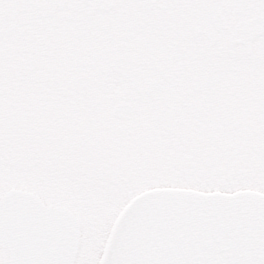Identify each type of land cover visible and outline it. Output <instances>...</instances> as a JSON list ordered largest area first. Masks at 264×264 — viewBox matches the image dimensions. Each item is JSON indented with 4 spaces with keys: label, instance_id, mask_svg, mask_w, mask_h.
Listing matches in <instances>:
<instances>
[{
    "label": "flooded vegetation",
    "instance_id": "obj_1",
    "mask_svg": "<svg viewBox=\"0 0 264 264\" xmlns=\"http://www.w3.org/2000/svg\"><path fill=\"white\" fill-rule=\"evenodd\" d=\"M1 35L32 41V49L56 61L86 64L77 96L99 93L98 85L83 82L104 78L111 69L112 111L123 104L133 107L131 118L114 116L119 128L140 123L139 103L149 110L158 105L155 116L141 111L149 142L162 152L177 147L182 175L207 178L215 174V104L231 85L228 71L233 62L249 63L264 51V0H0ZM109 58L111 68L102 61ZM218 74L214 89H203ZM256 79L259 89L262 81ZM148 82L160 90L150 92ZM261 89L255 100L262 98ZM235 125L222 123V135Z\"/></svg>",
    "mask_w": 264,
    "mask_h": 264
},
{
    "label": "rangeland",
    "instance_id": "obj_2",
    "mask_svg": "<svg viewBox=\"0 0 264 264\" xmlns=\"http://www.w3.org/2000/svg\"><path fill=\"white\" fill-rule=\"evenodd\" d=\"M32 43H20L12 37L0 36V68L3 69L0 77L15 78L23 84L32 79L37 88L38 78L42 81L49 80L55 84V94L61 90L70 91L80 83L87 72L86 64L81 61L74 63L73 59L71 63L61 59L56 61L32 49ZM102 61L111 68L110 58L109 61ZM228 73L227 81L231 85L226 88L224 96H218L215 104V174L207 178L182 175L178 171L181 163L176 155L177 147L168 146L167 152H162L158 145L149 142V130L143 128L144 120L141 117L144 112L141 111L146 109L148 116H155L159 113L158 105H153L149 110L145 103H139L138 127L132 124L127 130L120 129L121 121L112 113L116 84L111 69L104 78L97 80L91 77L93 81L83 82L87 87L98 85L96 88H99L100 98L92 99L87 104H79L83 105L79 109L96 111L100 108L112 114L110 123L117 133L113 131L114 139L108 144L110 151L104 155L100 152L84 153L80 157L70 154L73 159L69 162L72 173L70 180L67 179L68 176L59 178V181H53L52 175H49L48 180L37 177L42 185L41 189H27L40 195L47 205L68 207L79 217L81 232L74 264H98L118 214L135 195L144 190L170 186L224 192L249 189L264 193V51L260 59H253L249 63L233 62ZM257 76L262 81L258 85L259 89L255 86ZM41 83L45 85L44 82ZM260 85H263L262 89ZM260 89L263 96L260 100H255L253 95L259 94ZM66 98L65 96L64 99ZM233 102H237V106ZM74 105L77 104H69L77 111L78 108ZM84 118L78 115V119ZM224 122H236L237 125L228 130L226 135H222L219 126ZM93 124L95 123L91 122L87 127L90 128ZM147 147L154 149L147 151ZM171 151L174 154L166 157ZM187 152L186 149L181 154L186 155ZM196 163L199 166L205 165L208 170L212 168L207 167L203 161L196 160ZM164 169L177 171H170L172 174L168 175L164 173ZM21 177L20 184L27 186L28 179ZM3 189L4 187H0V197L6 192ZM0 264H8L7 253H3L1 248Z\"/></svg>",
    "mask_w": 264,
    "mask_h": 264
},
{
    "label": "water",
    "instance_id": "obj_3",
    "mask_svg": "<svg viewBox=\"0 0 264 264\" xmlns=\"http://www.w3.org/2000/svg\"><path fill=\"white\" fill-rule=\"evenodd\" d=\"M221 79V74L210 78L203 89L213 90ZM152 82L148 90L155 92ZM114 116L131 118L133 107L129 104L117 106ZM20 197L19 207L23 212H32L53 222L48 231L56 227L55 218L70 213L77 223V236L73 245L66 250L72 264L79 248L81 222L68 207L47 205L37 193L12 187L0 201ZM264 217V193L256 190H220L202 191L186 187H153L135 195L121 210L115 219L98 264H123L129 260L158 261L168 264L184 259L204 260L223 258L230 249L221 242L223 237L211 225L223 218L238 232L254 218ZM207 223L206 232H199V225ZM242 242L245 237H241ZM8 252V264H17L20 249L11 241L0 242ZM53 254L65 256V251L53 249Z\"/></svg>",
    "mask_w": 264,
    "mask_h": 264
},
{
    "label": "trees",
    "instance_id": "obj_4",
    "mask_svg": "<svg viewBox=\"0 0 264 264\" xmlns=\"http://www.w3.org/2000/svg\"><path fill=\"white\" fill-rule=\"evenodd\" d=\"M34 81L23 84L15 78L0 77V187L4 191L22 186L40 190L37 177L48 180L52 175L53 181H59L68 176L70 180V154L104 155L110 151L113 131L117 133L108 110L79 109L83 106L79 104L100 98L98 92L81 97L75 95L77 87L73 86L55 94L54 82L38 78L37 88ZM69 104H77L78 110ZM78 115L85 118L80 120ZM91 122L95 124L88 128ZM19 177L27 178L29 184H20Z\"/></svg>",
    "mask_w": 264,
    "mask_h": 264
},
{
    "label": "snow or ice",
    "instance_id": "obj_5",
    "mask_svg": "<svg viewBox=\"0 0 264 264\" xmlns=\"http://www.w3.org/2000/svg\"><path fill=\"white\" fill-rule=\"evenodd\" d=\"M20 197L0 201V242L11 241L20 249L17 264H72L66 250L74 244L77 223L70 213L55 218V229L48 231L53 221L32 212L20 210ZM223 237L221 243L230 249L223 258L204 260L184 259L168 264H264V217L254 218L238 232L223 218L211 225ZM209 224L199 225V232H206ZM245 237L242 242L241 237ZM65 251L62 258L53 254V249ZM111 264V262H110ZM123 264H161L158 261L129 260Z\"/></svg>",
    "mask_w": 264,
    "mask_h": 264
}]
</instances>
